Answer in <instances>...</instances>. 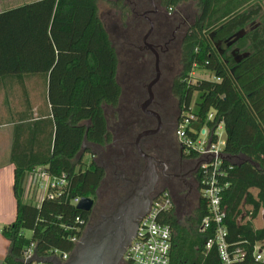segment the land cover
<instances>
[{"label":"trees","instance_id":"trees-1","mask_svg":"<svg viewBox=\"0 0 264 264\" xmlns=\"http://www.w3.org/2000/svg\"><path fill=\"white\" fill-rule=\"evenodd\" d=\"M98 1L37 0L0 12V74L43 75L51 105L47 113L30 111L14 118L11 161L17 213L14 221L0 228L11 244L3 264H29L72 253L73 238H81L92 215L79 209L75 199L96 201L107 175L96 154L89 163L84 161L90 151L86 143L111 144L121 129L132 127L128 115L136 116L139 125L146 121L138 107L146 95L142 53L153 56L142 40L144 16L139 10L147 11V0H106L120 16L118 25L110 27L101 17ZM189 1L198 8L194 17L179 9ZM158 6L151 34L158 35V44H167L162 59L171 52L177 58L179 69L170 89L180 119L184 111L192 110L191 126L196 129L221 122L225 126L220 178L228 184L223 192L227 241L232 249L246 252L242 264H264L254 255L257 244L264 242V223L255 224L264 211L263 5L260 0H158ZM178 13L180 21L175 23ZM241 31L238 46L245 55L241 62L231 58L227 63L216 41ZM196 69L203 76L194 80ZM129 96L134 97L132 107L126 103ZM107 106L117 110L113 126ZM211 111L215 117L210 120ZM187 155L198 158L199 153L193 150ZM39 166L64 180L41 203L25 200L28 174ZM200 188L197 206L185 217L172 193L174 210L165 217L173 227L172 264H223L217 245L207 246L216 226L202 229L210 211ZM32 244L33 255L26 260Z\"/></svg>","mask_w":264,"mask_h":264},{"label":"built area","instance_id":"built-area-1","mask_svg":"<svg viewBox=\"0 0 264 264\" xmlns=\"http://www.w3.org/2000/svg\"><path fill=\"white\" fill-rule=\"evenodd\" d=\"M214 117L215 111H211L208 119L211 120ZM194 119L195 114L192 110L184 111L177 125V136L188 153L193 150L199 153L198 172L201 180L198 186L201 187L200 196L207 202L210 211L203 220L202 229L208 228L212 223L216 226L215 237L208 241L207 246L210 248L213 244L217 245L223 264H242L246 252L241 248H231L226 238L227 228L223 225L227 215L223 192L228 186L220 178L224 174L221 167L224 161L225 141H222L219 132L223 122L214 128L206 124L201 129H196L191 126ZM63 183V179H56L44 166H39L28 174L26 199L38 202L37 191L40 188L43 190L41 197L43 200L46 196L52 195L51 188ZM80 200L81 197H77L75 203L78 204ZM174 206L173 194L169 189H162L153 194L150 207L145 216L140 219L136 236L126 250L125 261L131 264H172L173 227L165 217L174 210ZM77 219L80 220V217ZM73 240L77 244L80 238L74 237ZM261 247L257 244L254 255L257 261L264 262V250ZM33 250L34 244L28 248L25 254L26 260L32 257ZM70 255L71 253H64L63 260H67Z\"/></svg>","mask_w":264,"mask_h":264},{"label":"rangeland","instance_id":"rangeland-1","mask_svg":"<svg viewBox=\"0 0 264 264\" xmlns=\"http://www.w3.org/2000/svg\"><path fill=\"white\" fill-rule=\"evenodd\" d=\"M261 4L263 5V12H264V0H260ZM99 4V8H100V14L102 19L104 20V22L106 23V25L108 27L112 26L113 24L118 25L119 23V12L117 11V9L112 6V3L106 1V0H99L98 1ZM148 6L147 10H153V11H157L159 10V6H158V0H147L146 3V7ZM180 12L183 14H186L188 16L194 17V15L198 14V8L196 5L195 1H189V2H185L182 3L179 6ZM153 11H150L149 13H145V14H140V15H144V22H142L143 27H144V34L142 35V40L145 36V34L148 32L149 28L151 27V23L150 20H152V22L154 23V18L153 16ZM140 13H144L143 10H139ZM180 17V13L177 14L176 17H174V22L177 23L180 21L179 19ZM154 28V27H153ZM153 32V30H152ZM151 32V33H152ZM183 30L178 32V36L180 37L182 34ZM158 35L157 34H150L148 41L155 44L157 46V48L160 50V54L166 52L167 50V44L164 45L163 42L164 41H159L161 42L160 44H158ZM158 44V45H157ZM224 45H220L219 48L223 49ZM148 49V48H147ZM164 50V51H162ZM148 51H150V54L152 53V57L149 56L148 52H144L142 53V60L141 62L143 63V70L140 71L141 73V77L143 76L144 78V85H145V91H146V95L141 99L140 104H139V112L142 110V103L148 98V84L156 77V68H155V55L153 54V52L148 49ZM177 58L175 57L174 52L171 53H167L164 58L162 59V55H161V62H160V68H161V74H160V78L157 81V83L154 85V93H156V95L161 96L163 95L166 102L170 105V106H176L177 107V98H175L172 93H171V89H170V84L172 82V79L174 78V75L176 74V72L178 71L179 67H178V63H177ZM203 76L202 74V70H195V73L193 74V79L196 80L197 78ZM156 96V97H157ZM130 98H128L129 100H127V104L132 107L133 105V96H129ZM153 108V107H152ZM133 109V108H132ZM108 116L110 119V123L111 125H115V123L118 122V117H117V110H115L112 107H108ZM135 110V108H134ZM138 112V113H139ZM136 116H129L128 115V119H130V121L132 122V127L131 125L127 128V129H121L119 133H117L116 137H114L113 142L109 145H106L105 147H101L99 145H94V144H88L86 143V146L88 149H90V151H88L85 156H84V161L86 163H89L92 160V157L94 154H96L95 159L100 163V164H104L103 160L104 158H106V160L108 159H112L115 163L114 165L111 164L110 168L107 170V181L105 183V185L98 191V198H97V212L94 213L93 215H91L90 221L89 223L86 225V227L84 229H82V233H84L88 227L94 225L96 222H98V218H99V210L103 211L104 209L108 208L109 204L111 201H114V206L113 209L115 208L117 201L119 200V198L126 192L127 188L130 186V183L127 185V187L123 186V181H124V177L125 178H136L139 173L141 172V170L144 168L146 161L143 157L140 156V154L138 153L137 147H136V138L137 135L140 131H142L143 129L146 128H150V120H146L145 123H141V125H139L138 120L136 121V119H133ZM135 121V122H134ZM144 124V126L142 125ZM174 133L177 136V127H174ZM219 132L221 134V138L222 141L226 140V131H225V126L224 123L221 124V127L219 128ZM178 137V136H177ZM143 149L146 150L144 148V146L142 145ZM148 151V150H147ZM150 154L154 155V154H158L159 151V147H155L153 152L148 151ZM240 159H235V161H238ZM139 163L140 164V169H132L130 168L131 165L133 163ZM123 174V175H122ZM194 186L197 185V182H193ZM163 187L158 185L156 187L155 192H158L160 190H162ZM154 192V193H155ZM254 192L256 193L257 190H254ZM43 194V190L39 188L37 195L40 198V195ZM175 195V193H174ZM198 196L199 194H197L195 188L193 189L192 192H188L187 190H184L182 192H179L178 194H176L177 199L179 200V208L181 211H183V216L185 217L186 215H190L193 213V210L195 209V207L198 204ZM34 199L36 198V193L34 194ZM27 200V199H25ZM5 213L6 216L4 218V220H8L9 218L12 220L13 218H16V207L15 204L13 203V200L11 202V204L7 205L5 208ZM264 211L262 210L258 216V219L255 220V224L257 227H261L264 223V215H263ZM109 214V213H108ZM4 223H2V220H0V227L3 226ZM259 246H264V242L259 243ZM264 252V251H263ZM124 259L122 260V262L120 264L124 263ZM29 264H49L47 262H43V261H39V260H35L32 263Z\"/></svg>","mask_w":264,"mask_h":264},{"label":"water","instance_id":"water-1","mask_svg":"<svg viewBox=\"0 0 264 264\" xmlns=\"http://www.w3.org/2000/svg\"><path fill=\"white\" fill-rule=\"evenodd\" d=\"M150 23L151 27L144 36V43L155 55L156 77L148 84L149 95L142 103V108L145 113L157 118L159 126L153 129H144L137 135L136 147L146 164L139 175L132 180L129 189L119 198L115 208L82 233L80 241L67 260H63V254H60L52 258L37 259L39 261L53 262L54 264H120L128 246L136 236L140 219L145 216L150 207L159 173L155 156L142 147V138L158 132L162 124L160 114L150 108L155 99L154 85L161 74L160 50L155 44L148 41L154 27L152 20ZM243 35L244 31H241L238 37ZM95 202L93 198L82 197L77 207L93 212Z\"/></svg>","mask_w":264,"mask_h":264},{"label":"flooded vegetation","instance_id":"flooded-vegetation-1","mask_svg":"<svg viewBox=\"0 0 264 264\" xmlns=\"http://www.w3.org/2000/svg\"><path fill=\"white\" fill-rule=\"evenodd\" d=\"M147 12L149 13L150 10H147L145 13ZM238 35L239 34H236L228 38L216 41L218 48L220 45H224L223 49L219 48V50L221 52V55L225 57L227 63H231V58L235 60L236 63L241 62L243 56L245 55L241 52L240 47L238 46L239 39L241 38L238 37ZM156 96L157 95L155 93V99L150 108L160 114L162 120L161 128L158 132L142 138V145L146 150L153 152L155 147H159L160 152L158 154H154L157 160L156 167L159 173V179L157 181L156 187L160 185L163 187V189H169L170 191H172V193H175V195L184 190L192 192L195 188L197 194H199L197 180L199 159L197 157H191L187 155L188 152L185 150L183 144L179 141L178 137L174 133V127H177L178 121L181 116L178 104L177 107L170 106L166 102L163 95L159 96L158 94V96ZM108 107L109 106L106 107V114L108 113ZM144 115L146 117V120L151 121V127L146 129H153L159 126L158 120L155 116H152L145 112ZM103 163L106 167V170H108L111 164L114 165L115 162L112 159L106 160V158H104ZM130 168L138 170L141 167L140 164L136 162L133 163ZM106 178L104 179L99 190L105 185L107 181ZM134 179L135 178L132 177H124L123 186L127 187L129 183L131 186L132 180ZM193 182H197V185L194 186ZM129 187L127 188V190L129 189ZM113 206L114 201H111L108 208L104 209L103 211L99 210L98 221L101 220L105 215L110 213L113 210ZM96 207L97 200L95 202V208L92 212V215L97 212Z\"/></svg>","mask_w":264,"mask_h":264},{"label":"crops","instance_id":"crops-1","mask_svg":"<svg viewBox=\"0 0 264 264\" xmlns=\"http://www.w3.org/2000/svg\"><path fill=\"white\" fill-rule=\"evenodd\" d=\"M34 1L37 0H0V12ZM48 86L43 75L0 74V220L4 225L15 220H4L5 208L12 200L17 213L14 195L15 164L11 161L14 118H21L30 111L35 115L39 111L49 112L51 105L47 100ZM41 197L42 195L38 197V202L42 201ZM10 245L0 229V263H3L8 254Z\"/></svg>","mask_w":264,"mask_h":264}]
</instances>
